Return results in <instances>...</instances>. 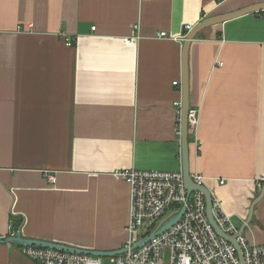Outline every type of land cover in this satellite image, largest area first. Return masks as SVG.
<instances>
[{
  "label": "crops",
  "instance_id": "obj_1",
  "mask_svg": "<svg viewBox=\"0 0 264 264\" xmlns=\"http://www.w3.org/2000/svg\"><path fill=\"white\" fill-rule=\"evenodd\" d=\"M258 2L0 0V238L12 221L26 238L122 248L130 186L115 173L181 168L183 41L158 32ZM188 82L200 142L188 136L190 171L240 228L264 174V10L201 30ZM0 264L40 263L5 243Z\"/></svg>",
  "mask_w": 264,
  "mask_h": 264
},
{
  "label": "built area",
  "instance_id": "obj_2",
  "mask_svg": "<svg viewBox=\"0 0 264 264\" xmlns=\"http://www.w3.org/2000/svg\"><path fill=\"white\" fill-rule=\"evenodd\" d=\"M191 28L192 25L186 24L179 36L168 35L165 31L158 32V35L183 41ZM64 42L67 46L72 45L69 37H65ZM218 65H222V62ZM176 105L177 134L180 139L181 102ZM198 125L199 110L190 107L187 112V131L197 149L200 146ZM189 175L195 184L204 185V177L199 172L190 171ZM115 176L129 184L130 202L126 226L128 237L123 246L126 250L111 256L112 264H241L234 246L209 223L203 192L187 193L181 168L175 171L130 168L116 172ZM49 180L54 182L55 179L51 176ZM256 182L261 187L264 184V174L258 176ZM183 205L185 210L174 225L139 247L132 248L137 241L155 231L163 220L177 213ZM168 210L171 211L165 215ZM211 212L214 221L224 233H238L231 216L213 196ZM10 227L11 233L7 237L15 236L19 232L12 221ZM236 241L240 246L244 264H264V244L249 242L243 233L237 234ZM18 246L28 258L40 264H101L100 256L41 245Z\"/></svg>",
  "mask_w": 264,
  "mask_h": 264
},
{
  "label": "water",
  "instance_id": "obj_3",
  "mask_svg": "<svg viewBox=\"0 0 264 264\" xmlns=\"http://www.w3.org/2000/svg\"><path fill=\"white\" fill-rule=\"evenodd\" d=\"M260 10H264V2L254 3L243 8L233 10L226 13L221 14H214L211 16H207L197 22L191 30L186 34L183 40V48H182V55H181V123H180V148H181V171L183 175L184 186L189 194L191 191H201L203 192L205 203H206V215L208 218L209 223L212 225L214 230L222 236L224 239L229 241L235 248L240 263L244 264L242 252L240 249L239 244L236 241L237 234L243 233L244 227L250 222L253 214V209L255 204L260 201L264 196V184L261 186L259 193L257 196L252 200L248 216L245 222L238 228V233L235 235H227L224 233L220 227L216 224L213 219L212 212H211V204H212V194L209 189L204 185H197L195 184L190 178V167H189V139H188V131H187V112L190 108L189 105V82H188V47L190 42L199 34L201 30L207 28L209 26L216 25L218 23L224 22L228 19L235 18L247 13L257 12ZM185 210V206H181L179 211L174 215L166 218L163 222L158 226V228L153 231L148 236L140 239L137 241L132 248H137L143 243L151 240L152 238L158 236L159 234L163 233L167 229H169L172 225H174L179 218L182 216ZM11 243L16 245H41L50 248H56L61 250H66L70 252H78L83 254H88L92 256H114L124 252L126 249L119 248L117 250L111 251H101V250H87L82 248H77L74 246H69L61 243L51 242L47 240L41 239H34V238H26L21 236L20 232H17L15 236L0 238V244Z\"/></svg>",
  "mask_w": 264,
  "mask_h": 264
},
{
  "label": "rangeland",
  "instance_id": "obj_4",
  "mask_svg": "<svg viewBox=\"0 0 264 264\" xmlns=\"http://www.w3.org/2000/svg\"><path fill=\"white\" fill-rule=\"evenodd\" d=\"M260 208V214H257L253 217L252 221L248 223L249 228L248 229H255V228H261L264 230V198H262L260 201H258L255 204V211H257V208ZM171 210H168L165 215H167ZM253 212V215L255 213ZM157 224V223H156ZM111 256H102L101 257V264H112Z\"/></svg>",
  "mask_w": 264,
  "mask_h": 264
}]
</instances>
